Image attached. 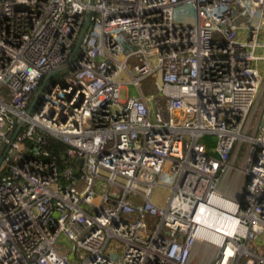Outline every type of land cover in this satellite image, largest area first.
<instances>
[{
  "label": "built area",
  "instance_id": "1",
  "mask_svg": "<svg viewBox=\"0 0 264 264\" xmlns=\"http://www.w3.org/2000/svg\"><path fill=\"white\" fill-rule=\"evenodd\" d=\"M89 4L0 0V264H264V0Z\"/></svg>",
  "mask_w": 264,
  "mask_h": 264
},
{
  "label": "rangeland",
  "instance_id": "2",
  "mask_svg": "<svg viewBox=\"0 0 264 264\" xmlns=\"http://www.w3.org/2000/svg\"><path fill=\"white\" fill-rule=\"evenodd\" d=\"M191 14H194V11L191 10ZM185 18V15L180 13V10L177 12V19L178 21L183 20ZM264 43V40H262ZM264 66V65H263ZM129 78H127L125 75H123L120 79L123 83H127ZM128 86H124V89L122 90V98L125 99L126 94H127V89ZM142 89L146 91V95L153 94L158 98V94L156 92V89L154 88V80L151 79L148 82H146L144 85H142ZM207 144L212 143L213 140L209 139L206 141ZM173 180L174 177L171 175L169 167L166 169V175H163L159 179V185L154 189L153 194H152V202L159 206V207H166L171 196H172V190L170 189L171 186L173 185ZM99 202V200H97ZM62 244H60L61 246ZM65 249V248H64Z\"/></svg>",
  "mask_w": 264,
  "mask_h": 264
},
{
  "label": "water",
  "instance_id": "3",
  "mask_svg": "<svg viewBox=\"0 0 264 264\" xmlns=\"http://www.w3.org/2000/svg\"><path fill=\"white\" fill-rule=\"evenodd\" d=\"M94 4H95V0H90L87 21H86L85 27H84V29H83L82 35H81V37H80V39H79V42H78L77 48H78V47L81 45V43L83 42V40H84V38H85V35H86V33H87L88 29H89L90 21H91V17H92V14H93V7H94ZM77 48H76V49H77ZM59 72H61V70L57 71V73H59ZM42 91H43V89H41V90L39 91V95H41ZM22 127H23V124H21V125L19 126V128H18V130H17V133H19V132L21 131ZM5 156H6V154H5V155L3 156V158L1 159V161H0V166H1V164H2L3 159H4Z\"/></svg>",
  "mask_w": 264,
  "mask_h": 264
},
{
  "label": "trees",
  "instance_id": "4",
  "mask_svg": "<svg viewBox=\"0 0 264 264\" xmlns=\"http://www.w3.org/2000/svg\"><path fill=\"white\" fill-rule=\"evenodd\" d=\"M48 149L56 156H60L67 150V146L60 141L51 138L49 141ZM61 163V162H60Z\"/></svg>",
  "mask_w": 264,
  "mask_h": 264
}]
</instances>
